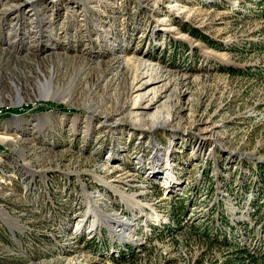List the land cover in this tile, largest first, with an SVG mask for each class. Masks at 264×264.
<instances>
[{
	"label": "rangeland",
	"instance_id": "374dc122",
	"mask_svg": "<svg viewBox=\"0 0 264 264\" xmlns=\"http://www.w3.org/2000/svg\"><path fill=\"white\" fill-rule=\"evenodd\" d=\"M262 10L0 0V264H264Z\"/></svg>",
	"mask_w": 264,
	"mask_h": 264
},
{
	"label": "trees",
	"instance_id": "16d2710c",
	"mask_svg": "<svg viewBox=\"0 0 264 264\" xmlns=\"http://www.w3.org/2000/svg\"><path fill=\"white\" fill-rule=\"evenodd\" d=\"M262 1V4H263V10H262V13L258 14L259 16L263 17L264 18V0H261ZM262 31L264 32V26L262 28ZM192 33H194L192 31ZM199 36H202L205 40H207L210 44H212V42H210V39H208L206 37V35H203V34H199ZM253 47H257V48H260V49H264V41H254L252 42V45H249V47H247L248 49L246 50H249V49H253ZM239 49H242V48H239ZM244 50V49H243ZM217 68L222 70V71H226L230 74H242V75H247V74H250V73H258L260 74L259 72L261 71L260 68H256L255 67V70H253V67H246V66H236V65H222V64H219L217 65ZM12 109H10L9 111L11 112ZM16 110V109H15ZM182 218V215L180 214H177V215H174V221L179 224L181 221L180 219ZM168 229L170 228L169 226H167ZM171 229V228H170ZM208 237L207 238L208 240H211V237H212V234L211 233H208ZM212 241V240H211ZM214 242V241H213ZM224 243L226 244H231L235 246H233V250H231V264H261L262 262L260 261H263L259 258H257L256 256H252V254H250V250H248V248H245V247H240L236 246V237L233 238V239H230V240H223ZM264 256V255H263ZM247 260V261H245ZM247 262V263H245ZM250 262V263H248Z\"/></svg>",
	"mask_w": 264,
	"mask_h": 264
},
{
	"label": "bare ground",
	"instance_id": "6f19581e",
	"mask_svg": "<svg viewBox=\"0 0 264 264\" xmlns=\"http://www.w3.org/2000/svg\"><path fill=\"white\" fill-rule=\"evenodd\" d=\"M2 110H0V115L2 114ZM171 176V175H170ZM117 211H114L113 212V215L112 214H107V216L105 215V216H103V220H104V223H105V225H110L111 226V224H110V222L111 221H116L117 223L118 222H121L122 221V218L121 217H119V216H117ZM152 216V217H151ZM151 218H154V219H156L157 218V216H155L153 213L151 214ZM83 221H84V219H82V223H83ZM93 221H94V219H93ZM82 223H78L77 224V227L78 228H81V225H82ZM91 225L92 226H94V222L93 223H91ZM94 228V227H93ZM110 228H113V227H110ZM264 242V241H263ZM262 255H264V245H263V250H262V252H260ZM253 256V255H252Z\"/></svg>",
	"mask_w": 264,
	"mask_h": 264
},
{
	"label": "built area",
	"instance_id": "2783aa9c",
	"mask_svg": "<svg viewBox=\"0 0 264 264\" xmlns=\"http://www.w3.org/2000/svg\"><path fill=\"white\" fill-rule=\"evenodd\" d=\"M113 200H114V199H107L108 202H111V201H113Z\"/></svg>",
	"mask_w": 264,
	"mask_h": 264
}]
</instances>
